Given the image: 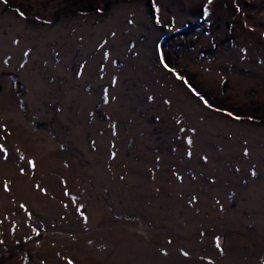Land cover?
I'll use <instances>...</instances> for the list:
<instances>
[{
  "label": "rangeland",
  "instance_id": "1",
  "mask_svg": "<svg viewBox=\"0 0 264 264\" xmlns=\"http://www.w3.org/2000/svg\"><path fill=\"white\" fill-rule=\"evenodd\" d=\"M0 147V264H264V0H0Z\"/></svg>",
  "mask_w": 264,
  "mask_h": 264
},
{
  "label": "snow or ice",
  "instance_id": "2",
  "mask_svg": "<svg viewBox=\"0 0 264 264\" xmlns=\"http://www.w3.org/2000/svg\"><path fill=\"white\" fill-rule=\"evenodd\" d=\"M4 2H6V0H4ZM21 15H23V13H21ZM160 62H161V64L164 65L165 68H168L169 71H172V69L169 68L168 65L165 63L163 56H161V60H160ZM177 78L180 79L181 77L178 76ZM193 91H194V90H193ZM195 94H196V95H199V93H195ZM200 98H201L202 100L204 99L203 97H200ZM205 104H207V101H205ZM228 115H232V114H231V113H228ZM189 143H190V141H189ZM2 152H4V149H3L2 147H0V153H2ZM28 163H29L30 166H34L32 161H29ZM21 171L23 172V169H22ZM4 187H5V190H6V191L9 190V189H8V185H7V183H5ZM21 207L23 208L24 206L21 205ZM185 255H187V254L185 253ZM69 264H71V262H69Z\"/></svg>",
  "mask_w": 264,
  "mask_h": 264
}]
</instances>
